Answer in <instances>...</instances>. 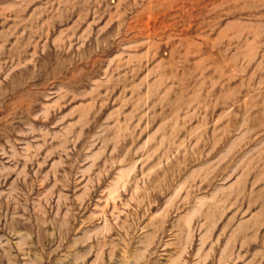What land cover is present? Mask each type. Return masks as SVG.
Returning <instances> with one entry per match:
<instances>
[{
	"label": "rangeland",
	"instance_id": "obj_1",
	"mask_svg": "<svg viewBox=\"0 0 264 264\" xmlns=\"http://www.w3.org/2000/svg\"><path fill=\"white\" fill-rule=\"evenodd\" d=\"M0 264H264V0H0Z\"/></svg>",
	"mask_w": 264,
	"mask_h": 264
}]
</instances>
